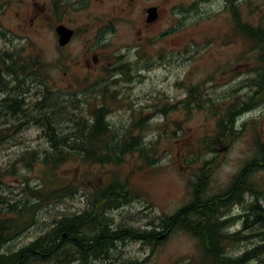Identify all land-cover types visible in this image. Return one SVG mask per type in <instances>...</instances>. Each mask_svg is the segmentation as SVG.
I'll return each mask as SVG.
<instances>
[{
    "label": "rangeland",
    "instance_id": "1",
    "mask_svg": "<svg viewBox=\"0 0 264 264\" xmlns=\"http://www.w3.org/2000/svg\"><path fill=\"white\" fill-rule=\"evenodd\" d=\"M19 5L20 0H0V29L3 32H0V52L12 44L10 56L13 59L15 55L16 59L8 65L14 70H26L18 73L16 78L14 76L8 85L20 89L29 105L28 111L37 114L31 105L46 98L47 104L61 105L60 111L54 112L53 116L68 115L71 120H76L82 115L88 117L94 108L103 106L109 125L120 133L139 136L143 151L125 156L124 163L118 167L75 162L64 165L58 170L59 182L55 187L70 184L79 189L44 206L35 215V224L3 246L2 252L28 245L62 216L82 214L89 208L87 197L90 201L94 199L95 190L112 180H126L136 194L128 204L116 211H108L113 220L126 228L160 231L169 222L164 219L193 197L192 185L198 181L199 172L205 174L206 183L198 196L203 200L229 196L227 193L232 191L231 187L244 169V190L249 191L247 188H252L251 184L259 188L253 194L237 193L223 203L227 217L239 216L226 229L244 236L226 247L231 257H239L264 243L262 228L257 225L243 228V216L250 202L256 197L264 203V166L262 172L255 170L252 174L248 166L249 160L256 156L264 161V154L262 156L256 150V146L264 148L263 144L258 145L264 142V83L261 87L254 85L261 78L264 63L258 58L252 42L234 25L236 11L241 22L252 27L264 26V0H170L172 7L167 8L170 13L176 9V19L179 7L185 11V27L157 38L153 47L146 49L142 63L148 64L150 59L151 68L143 75H137V62L133 56L129 54L126 61L122 59L128 63L124 67L127 75L118 80L111 79L101 67L89 69L77 62L76 57L68 63L56 64L50 21L29 34V47H23L19 43L21 32L7 24L8 15L13 16ZM79 28L83 29V26ZM116 30L115 36L106 35L108 41L130 44L135 40V34L131 36L130 28L124 23L119 22ZM85 36V32L79 33L72 47L77 48L81 41L79 49H82ZM100 45L96 41L94 49H100ZM194 86L200 92L196 101L200 108L189 104L187 109L182 102H186L188 88ZM250 106L252 108L237 115ZM230 107L234 114L233 125L227 133H220L217 128L219 116ZM25 119L0 117V124ZM62 119L59 122L65 125L66 120ZM24 128L18 133L15 129L10 130L0 143L1 172L14 162L17 154L48 148L35 124L28 121ZM145 158L152 163L147 165ZM20 167L16 175L0 178V198L5 202L14 203L26 198L27 192L22 187L24 179L34 190L45 189L40 179L41 167L35 166L31 171ZM197 243L179 225L153 247L140 241H127L111 250L109 257L96 258L89 264H186L190 258L199 255ZM250 263L264 264V254Z\"/></svg>",
    "mask_w": 264,
    "mask_h": 264
},
{
    "label": "trees",
    "instance_id": "2",
    "mask_svg": "<svg viewBox=\"0 0 264 264\" xmlns=\"http://www.w3.org/2000/svg\"><path fill=\"white\" fill-rule=\"evenodd\" d=\"M233 9L234 7L232 10ZM234 25L244 37L252 42L253 49L257 50L258 58L264 63V26L259 25L252 27L241 22L236 11L234 12ZM11 67L10 65L9 69H13ZM15 70L18 71V69ZM260 75V80L254 83V85L259 87L264 83V70ZM1 83L7 85V82ZM187 92L188 97L186 98V102H184V104H186L185 108L189 109V104H194L196 108H200V104L196 103L197 98L200 96L198 87H190ZM16 102L17 101L6 102L2 107L3 112L7 113L9 110H12L9 113L18 111L15 107L17 105H15ZM34 104L38 105L37 111L33 110V112H37V114H33L27 109L21 112L23 116L20 117L23 119L26 118L27 120L32 119V121L35 122L47 120L50 123L52 122L53 125L63 126L61 127L62 129L69 131L70 143L68 144V148L64 149H56L52 145L53 148L43 151L41 157H39L40 155L37 151L27 153L24 159L13 162L4 171H0L1 178L4 175H16L19 166H22L20 168L26 169L27 171L33 170L35 166L41 167L42 173L40 179L45 188L34 190L28 187V180L24 179L22 187H24L23 189H25L27 193H25L26 198L21 205L19 202H5L3 198H0V202L5 204V206L0 207V247L2 244L9 243L16 239L18 235L26 229L31 228L35 224V212L40 207L46 206L47 204L50 205L58 200V198L70 196L79 189H75L70 184L55 187L56 183L59 182L57 177L58 170L64 165L75 162L93 166L118 167L124 163L125 156L143 151L140 147L141 139L139 136L133 137L129 133H120V130L109 125L106 119L107 110L103 106L94 108L88 117L82 115L77 117L76 120H71L70 117L68 118V115L65 117H60L58 114L57 116H53L54 112L57 113L60 111L61 105H52L51 102L47 104L46 98ZM250 108L252 107L250 106L242 109L237 115ZM231 109L232 107L219 116L217 124L218 132L227 133L231 130L230 126L233 125L234 120V114H232ZM5 115L9 117H18L10 114H2L1 116ZM61 118H63V121L66 120V123H68L67 120L73 122L64 125L59 122ZM54 122L56 124H54ZM13 125L14 124L4 125L1 127L0 139H2L4 131L10 130ZM136 125L139 127L138 123ZM260 144L264 145V142L258 143V145ZM262 148L263 146L260 148L256 146L258 154L263 156L264 148ZM145 162L149 165L152 163V160L145 158ZM256 162L258 165L259 162L263 163L264 161H259L257 156L251 159V165L254 170L260 168L258 167L259 165L257 166L255 164ZM204 175V171L197 174L196 181H198L192 185L191 195L193 197L191 200L185 203L173 215L164 219H169L164 229L166 231H163L165 237L167 233H169L170 228H176V225H186L184 231L198 241L197 245L199 249L201 250L202 248V250H207V253H199V255L194 258H190L186 264H246V262H253L264 254V243L248 249L239 257H231L228 255H221L217 250L214 251L216 247L213 245L212 237L210 239L207 238V234L211 229H215L217 226L222 225L226 227L235 220V217L225 220L222 218L225 212V210H223L225 207L223 203L237 196V193H242L243 190L239 192L236 191V188L239 184H243L245 171L241 172L238 181L231 187L232 191L227 193L229 196H220L213 200H201L198 197L206 183ZM258 188L259 186L252 185V188L248 187L247 189L253 194ZM95 191V198L90 201V197L88 196L87 200H89L90 210L94 209L96 212H100L104 207L118 209L136 198V194L128 186L126 180L123 182H119L116 179L112 180L103 188H97ZM2 213H4L3 216L1 215ZM82 214L64 217L59 221H55L52 227L42 233L33 242L20 248L14 255L7 257L0 255V264H77L74 262L76 255L73 249L76 247V243L81 241L77 229L79 227L80 230L81 227H83L82 223H85V217ZM206 215L210 216V219H207ZM244 221L248 225H257L259 228H262L261 236L264 241V203H261L259 198L255 197L250 202V205L247 207ZM156 232V230L147 231L129 227L119 230L118 234L121 237L127 236L123 237V239L140 241L143 244L146 243L153 247L161 241L158 236L159 234ZM222 237V243L229 244L238 241L237 237H234V235L223 234ZM104 248L107 250L106 246ZM100 251H102V249ZM79 255L83 260L82 255ZM104 255L105 253L102 257ZM79 264H87V262L83 261Z\"/></svg>",
    "mask_w": 264,
    "mask_h": 264
},
{
    "label": "flooded vegetation",
    "instance_id": "3",
    "mask_svg": "<svg viewBox=\"0 0 264 264\" xmlns=\"http://www.w3.org/2000/svg\"><path fill=\"white\" fill-rule=\"evenodd\" d=\"M167 7H172L170 0H20L18 11L13 16L8 15L7 24L9 27L18 28L22 34L19 37L22 39L19 43L23 47H29L31 42L29 34L37 32L44 22L50 21L55 54L53 61L56 64L68 63L76 57L77 62L83 63L89 69L101 67L111 79L118 80L127 75L124 67L128 63L122 59L126 61L129 54L133 56L137 62L135 66L137 75H143L151 68L150 59H148V64L142 63L146 49L150 46L152 48L157 38L166 37L176 30H183L185 11L179 7V16L176 19L174 16L176 9L174 8L170 13V9ZM174 21L175 23H173ZM119 22L130 28L131 36L133 33L135 34V40L130 44L121 41L119 45L108 41L106 35L115 36ZM80 25L83 26V29L79 28ZM157 26L159 29H156ZM0 32H2L1 29ZM81 32L86 33L83 39L84 46L79 49L81 47L80 41L77 48L72 47L75 38H79ZM61 33L67 37L69 35L68 41L63 45L60 41L62 39ZM96 41L101 43L100 49H94ZM117 45H119V49H116ZM13 48L12 44L6 45L0 52V64L2 65L0 78L10 77L6 73L8 64L16 59L15 55H13V59L10 56ZM115 49L116 51H113ZM61 52H65V54H61ZM139 59L140 61H138ZM22 71L26 72L23 68L18 69V73H23ZM14 76L16 78L17 75ZM11 80L12 78L9 79L7 85L11 83ZM258 160L263 159L259 157ZM255 164L257 165V162ZM258 165L261 168L258 169L259 172H262L264 164L259 162ZM248 166H252L251 159ZM242 171L244 172L245 169ZM242 193L245 195L250 191L243 190ZM227 212H224V215ZM243 219H245L244 216Z\"/></svg>",
    "mask_w": 264,
    "mask_h": 264
},
{
    "label": "bare ground",
    "instance_id": "4",
    "mask_svg": "<svg viewBox=\"0 0 264 264\" xmlns=\"http://www.w3.org/2000/svg\"><path fill=\"white\" fill-rule=\"evenodd\" d=\"M18 71L14 70V69H9L8 67V71L6 73L7 76H10L9 78H0V116L2 114H10V115H15V116H23L22 115V111H26L29 107V105H27V103L25 102V98L24 96H22V93L19 90H14L13 87L9 86V85H5L1 82H9V79L12 78L14 75H17ZM11 91V92H10ZM13 91V92H12ZM26 97V96H25ZM15 107L18 109V111H14L9 113L12 110H9V112H3L2 107L4 106V104L6 102H15ZM18 106V107H17ZM33 110L37 111L38 105L33 104L31 105ZM32 110V111H33ZM1 117H6V118H13L16 119V117H9V116H1ZM22 118V117H21ZM23 119V118H22ZM30 121L31 124H35L36 127L39 130V133L41 134V136L45 139L46 144H48V148L43 149L42 151H37V150H33L30 152H34L37 151L38 153H40L39 157H41L43 151L48 150L53 148V146L56 149H64V148H68V144L70 143V136H69V131L62 129L61 125H53V123L47 121V120H42L39 122H35L32 121V119H25V120H19L17 122L12 121V122H3L0 124V129L1 127H3L4 125H10V124H14L10 130H14L15 132L18 133L20 131H22L24 128V126H27V122ZM54 124H56L54 122ZM68 124V123H66ZM65 124V125H66ZM55 127H53V126ZM52 126V127H50ZM59 126V127H56ZM10 130L4 131L3 135H2V139H0V143H2L3 140L6 139V136H8V132ZM65 139V140H63ZM60 140V141H57ZM63 140V141H62ZM53 145V146H52ZM27 152V153H30ZM26 153V154H27ZM25 153H21V154H17L15 157L14 162L16 161H20L22 159H24ZM251 174L255 172L253 166L251 167V170L249 171ZM245 182L243 181V184H239L236 188V191H241L246 189L245 187ZM253 185V184H251ZM26 197V196H25ZM211 199V198H208ZM215 199V198H214ZM25 200V198L23 200H18L17 202L20 203V205L22 204V202ZM31 200V199H30ZM213 200V199H212ZM88 201V200H87ZM5 206V204H2L0 202V207ZM88 209H85L83 211V216L85 217L84 222L82 223L81 229L79 230L78 227V236L81 237V241L76 243V247L73 249L74 254L76 255V259L74 260L75 263L79 264L82 263L83 261L87 262V264L90 263V261L95 260L96 258H100V259H104L109 257L111 250H113L114 248H116V246L118 244H123L127 241H131L129 239H123V237H127V236H123L121 237L118 234L119 230H122L124 227L122 224H117L113 218L108 214V211H116L118 209L115 208H103L100 212H96L94 209L90 210V205L88 202ZM44 207V206H43ZM43 207H40L36 212L35 215L38 214L39 211H41V209H43ZM121 208V207H120ZM2 216L4 215V213L1 214ZM79 215V214H77ZM68 216H75V215H65L60 217L59 219H56L55 221H59L61 219H63L64 217H68ZM207 219H210V216L206 215ZM54 221V222H55ZM53 222V223H54ZM178 226V225H176ZM248 224L245 223V221L243 222V228H248ZM52 227V226H51ZM166 227V224L164 226H162V230H160L158 232V230H156L155 228L152 229H142V230H156L159 235L160 240L165 236L163 234V231ZM180 227H182L184 230L186 229V225H180ZM223 225L222 226H217V228L215 229H211L208 234H207V238L210 239L212 237V242L213 245L216 247L214 251H218L221 255H229V248H227V244L226 243H222L223 240V234H230V235H234V237H237V239L239 240L240 237H244V236H239V232L238 231H230L227 230ZM129 228V227H128ZM174 228V227H173ZM139 229V228H138ZM172 228H170L169 232L171 231ZM163 234V235H162ZM197 238V237H196ZM76 239V238H75ZM152 239V238H151ZM211 241V240H210ZM222 243V245H221ZM8 243H4L2 244V246L0 247V255H4L3 257H7V256H11L14 255L15 253H17V250L11 251V252H2L1 249L3 246L7 245ZM198 244V243H197ZM107 247V250H105L104 247ZM104 248V249H103ZM102 249V251H100ZM200 254H204L207 253V250H201L199 249ZM105 253V255L102 257V255ZM82 255L83 260L80 258V255ZM97 256V257H94Z\"/></svg>",
    "mask_w": 264,
    "mask_h": 264
},
{
    "label": "water",
    "instance_id": "5",
    "mask_svg": "<svg viewBox=\"0 0 264 264\" xmlns=\"http://www.w3.org/2000/svg\"><path fill=\"white\" fill-rule=\"evenodd\" d=\"M62 31H63V29H62ZM61 36H62V39H61L60 41H61V45H63V44L66 43V41H68V39H69V35H68V37H67V36H65L63 33H61Z\"/></svg>",
    "mask_w": 264,
    "mask_h": 264
}]
</instances>
